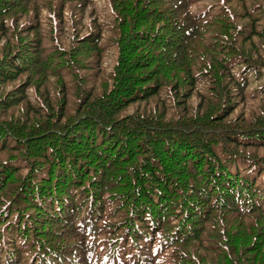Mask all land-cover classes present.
<instances>
[{
	"label": "trees",
	"instance_id": "obj_1",
	"mask_svg": "<svg viewBox=\"0 0 264 264\" xmlns=\"http://www.w3.org/2000/svg\"><path fill=\"white\" fill-rule=\"evenodd\" d=\"M109 2L0 0V264H264V0Z\"/></svg>",
	"mask_w": 264,
	"mask_h": 264
},
{
	"label": "rangeland",
	"instance_id": "obj_2",
	"mask_svg": "<svg viewBox=\"0 0 264 264\" xmlns=\"http://www.w3.org/2000/svg\"><path fill=\"white\" fill-rule=\"evenodd\" d=\"M94 1V5H90L86 12H85V15L84 17L81 19V24L78 25V28H81L82 31H81V34H84L86 33L88 30H89V25H90V22L98 15L99 17V21L102 22V23H105L109 18H111V12H112V8H111V4L109 2V0H93ZM95 8V11H94V15L91 14V11H93ZM78 13V12H76ZM43 15H47L46 14V11L43 13ZM64 18H65V23H64V27H63V44L65 46H68L70 45L71 42H73V34H74V27L73 24H72V11L71 9H67L65 14H64ZM44 32H46V34L48 32H51V28L49 25L45 24L44 25ZM108 35H110L109 32L105 31L104 33V37L103 38H106V42H107V38H108ZM103 44H105V42H102ZM109 49L106 50V54H105V60L103 61V67L109 72L112 70L114 64H115V61H116V58H117V55H116V50L114 48H110L108 47ZM19 84L17 82H14V83H11L9 84L5 90H3L4 92H8L9 90H12L15 88V86ZM256 85L255 84H252L249 88L250 90ZM29 94L33 97V93H32V90L29 91ZM254 101L253 100H249L247 101L246 103V111L252 106L254 105ZM245 103H239V106L237 107V109L234 110V112L232 113L231 117H235V116H238L240 115V111H241V107H244ZM132 111V109H131Z\"/></svg>",
	"mask_w": 264,
	"mask_h": 264
}]
</instances>
